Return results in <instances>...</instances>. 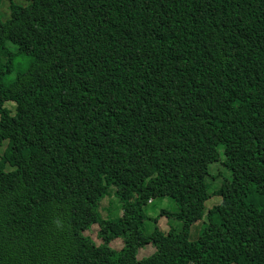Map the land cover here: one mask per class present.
I'll list each match as a JSON object with an SVG mask.
<instances>
[{"label": "trees", "instance_id": "1", "mask_svg": "<svg viewBox=\"0 0 264 264\" xmlns=\"http://www.w3.org/2000/svg\"><path fill=\"white\" fill-rule=\"evenodd\" d=\"M1 1L0 264H264V0Z\"/></svg>", "mask_w": 264, "mask_h": 264}, {"label": "rangeland", "instance_id": "2", "mask_svg": "<svg viewBox=\"0 0 264 264\" xmlns=\"http://www.w3.org/2000/svg\"><path fill=\"white\" fill-rule=\"evenodd\" d=\"M15 4L24 5V2L15 1ZM8 2L7 1H1L0 2V21H6L9 18V10H8ZM10 50L14 51L12 46H9ZM6 107L9 108L10 111L13 110V104L12 103H6ZM5 147V143H2L0 145V156L2 154V151ZM221 150L219 151L220 154ZM221 157V154H220ZM5 171H10L12 168L9 166H6ZM209 173L210 175L217 176L216 180H210L207 176L204 181L205 183H211V186L208 189V192L210 193V190L215 189L220 186V182L224 178H228L229 173L226 172L225 168L221 165L219 161L213 163L209 167ZM116 188L114 186H110L108 189V193L99 201L97 212L100 216L101 220H113L117 217H119L122 213L121 211V204L118 200V198L115 195ZM219 203V198L217 197H210L205 203H204V209H203V216L201 219L196 220L193 222L189 227L188 232V241L192 242L197 239L198 234L200 233L201 229L204 227V225L207 224V217L206 213L207 210L210 209V207L217 205ZM177 206L173 199L170 197H162L153 199L149 203H147L143 207V213L146 217L145 221L143 222V232L145 234H149L154 226H157L158 229L161 231L166 232L167 229L171 226L175 229L179 230L181 227V223L177 221L174 218H170L166 213H175L177 212ZM163 212V215L160 216V212ZM154 219H157L156 222H153ZM97 224H93L88 231H85L83 234L84 236L90 237L95 244H100L101 241L97 238ZM112 249L119 250L122 248V243L120 239H116L112 241L109 245ZM154 252V248L151 245H147L143 248H140L137 251V258L146 257Z\"/></svg>", "mask_w": 264, "mask_h": 264}]
</instances>
